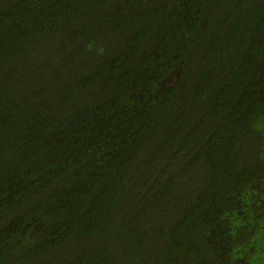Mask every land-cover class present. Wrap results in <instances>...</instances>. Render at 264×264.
<instances>
[{
  "label": "trees",
  "instance_id": "obj_1",
  "mask_svg": "<svg viewBox=\"0 0 264 264\" xmlns=\"http://www.w3.org/2000/svg\"><path fill=\"white\" fill-rule=\"evenodd\" d=\"M0 264H264V0H0Z\"/></svg>",
  "mask_w": 264,
  "mask_h": 264
}]
</instances>
